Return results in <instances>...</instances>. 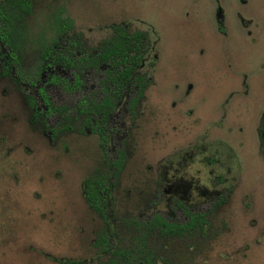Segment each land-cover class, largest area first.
Returning a JSON list of instances; mask_svg holds the SVG:
<instances>
[{"label":"rangeland","instance_id":"374dc122","mask_svg":"<svg viewBox=\"0 0 264 264\" xmlns=\"http://www.w3.org/2000/svg\"><path fill=\"white\" fill-rule=\"evenodd\" d=\"M26 1L10 45L0 40L28 81L17 83L0 59V264H101V219L85 201V182L106 175L118 155L116 223L169 212L164 190L173 187L208 224L201 238H153L157 263L264 264V0ZM59 11L86 54L114 26L155 41L140 70L148 87L102 126L106 141L92 130L98 119L88 126L78 114L81 100H94L100 70L55 65L31 83Z\"/></svg>","mask_w":264,"mask_h":264},{"label":"trees","instance_id":"16d2710c","mask_svg":"<svg viewBox=\"0 0 264 264\" xmlns=\"http://www.w3.org/2000/svg\"><path fill=\"white\" fill-rule=\"evenodd\" d=\"M30 8L29 3L26 0H7L4 6L0 7V20L4 26V30L0 31V40L10 45V37L14 34L13 20L18 16V11L26 12ZM71 19L64 14V11H59L53 17V25L50 27L53 35L50 39L46 40L44 44H41L40 51L36 57V64L30 75L31 83L35 84L36 81L42 79L43 73L47 72L55 65H64L69 68L78 69L81 67L91 68L94 70H100L102 72V78L99 82V90L96 92L90 100L91 103H87L86 100H81L79 104L83 105L84 110H78V114H85V122L90 126L91 121L94 118L104 123L114 107L121 101L124 100L128 90H132L129 86L135 82V85L139 84L138 97L143 94V88L145 76L139 75L143 61L146 55L150 52L152 42L150 34L143 31H129L125 26H114L113 36L107 40L100 48L95 50L84 52V47L80 45V35L73 38L75 41L71 42L69 38V31L72 29ZM2 34V35H1ZM72 39V40H73ZM69 42V46L63 43ZM66 53V54H65ZM0 59L5 64V68L9 69L12 74L15 75V80L20 85H26L27 79L23 78L19 72L17 73L14 69V65L18 64L14 53L0 56ZM13 62V64L11 63ZM141 81L138 83V81ZM29 81V82H30ZM54 83L66 84L65 80H56L51 78ZM137 81V82H136ZM73 88L79 89L81 86V80L79 76L75 77L72 83ZM69 90V89H68ZM131 92V91H130ZM136 98V99H137ZM136 99L130 101V105L135 103ZM56 110V109H54ZM100 123H97L96 127L92 128L93 132L99 135L101 141H105L106 137L103 129L100 128ZM121 155H118L116 163H113V167L120 170ZM96 178L90 182L87 180V190H85L86 201L90 208L94 209L100 216L105 228L106 225L114 220L113 215L108 214L110 208L106 204L104 198L99 196L100 180ZM95 183L98 187H95ZM105 190L102 191L104 195ZM197 216H192V219H198ZM154 221L158 224H165L164 220L160 217L155 216ZM193 221V220H192ZM125 223H132L134 225L141 224V222L133 219L132 221H124ZM190 223H192L190 221ZM167 227L174 229L173 225L166 224ZM187 225H181V228H187ZM103 250L107 251L111 249L110 244L107 240V235L102 238ZM124 250V251H123ZM118 249V258L132 257V253L125 249ZM135 250H133L134 252ZM115 254V253H113ZM133 259L136 256L132 257ZM110 264H134L132 262H114L110 261ZM146 264V263H145ZM151 264V263H147Z\"/></svg>","mask_w":264,"mask_h":264},{"label":"flooded vegetation","instance_id":"af4514ba","mask_svg":"<svg viewBox=\"0 0 264 264\" xmlns=\"http://www.w3.org/2000/svg\"><path fill=\"white\" fill-rule=\"evenodd\" d=\"M220 6L218 7V9L216 10V20L217 23H221L224 19V16L222 15V13L219 14V10H220ZM222 12V11H221ZM154 46H155V41L152 42V46H151V50L150 52L146 55L145 60L143 61V64L141 66V68H143L145 66L146 61L148 60V58L151 55V52H153L154 50ZM2 52L0 50V56H1ZM3 55V54H2ZM5 66V64H4ZM149 66H152V63H150ZM141 70V69H140ZM102 73V72H101ZM138 74L140 75L141 73L138 72ZM142 75V74H141ZM144 76V75H142ZM148 81V80H147ZM146 79L144 81V86L145 88H143V94L144 91L146 90V88L148 87V83ZM137 82V81H136ZM141 82L140 80L138 81V83ZM134 85V86H133ZM25 86V85H22ZM81 87V86H80ZM130 88H133L134 91L132 90H128L126 96L124 97V99L127 100V105H130V101L132 99H136L138 96V92H139V84L135 85V82L131 83V85L129 86ZM80 89V88H79ZM99 90V88H98ZM143 94L138 97L136 100L140 101L143 97ZM122 102V101H121ZM120 102V104H121ZM120 104L118 103L113 111L111 112L110 116L104 120V123L102 124L101 121H98V123H100V128L102 129L103 127L107 129L109 123H111L113 121V119H115L116 117V111L118 110ZM103 126V127H102ZM104 131V129H103ZM106 132V131H104ZM106 141V140H105ZM118 158H116L115 162H112L109 164L108 166V171L106 173V175H103L102 173H98V175L96 176V178H99L98 180H100V190L101 192L99 193V196L104 198L106 201V204L108 205V207L110 208V211L108 214L113 215V202H112V195L114 193V188H115V181L116 178L118 177L123 164H120V170L118 171L116 167H113V163H116ZM95 178V179H96ZM110 178V179H109ZM94 179V180H95ZM85 190H87L88 188V184L87 182H85ZM95 187H98V185L95 183ZM85 190H84V198L86 201V195H85ZM105 190L104 195L102 194V191ZM175 190L173 189V187H169L168 189L164 190V194H170L169 195H165L166 196V202H167V209L170 211H166V212H162L161 214H154L153 216H151L148 220H146L145 222L138 224V225H134L132 223L128 224L125 223L124 220L123 222H117L114 220H111V223L106 225V228L103 224V222L101 221L100 227H101V231H99L97 240L94 244V248L96 249L97 247H99V251L101 256L97 257L98 261L101 260V264H110V261H118V262H132L134 264H147V263H151V264H169L167 261H161L160 263H157V256L154 253L153 249L151 248V240L155 237L157 238H178L181 237L182 233L187 234L188 236L192 237L194 236L192 233H199V237L201 238L205 231L207 230V226L208 224L206 223V221L204 220V217H202L201 215H203V213L200 214H194L191 213V211L188 209H192L188 208L187 206L185 207V205H182V203H180V198L176 197V193H174ZM87 203V201H86ZM88 205V203H87ZM175 206V208H174ZM88 207L90 208V206L88 205ZM195 208V207H193ZM93 212H95L96 214H98L94 209L90 208ZM205 215L207 213H204ZM99 215V214H98ZM204 215V216H205ZM158 216L160 217L162 220H164L165 224H158L154 221V217ZM168 216H172V217H180L184 219V223H182L180 221V219H175V220H171V218ZM192 216H197L199 217L197 220L196 219H192ZM101 219V218H100ZM193 220V221H192ZM190 221L192 223H190ZM173 225L174 229H172L171 227H167V225ZM181 225H187V228H181ZM128 231V232H126ZM132 235V238H127V235ZM104 235H107V240L108 243L111 246V249L105 251L103 250V246H102V238ZM125 249L129 252L132 253V257L136 256V258H132L131 256H128L127 258H118V249ZM133 250H135L133 252ZM124 251V250H123ZM115 253V254H113ZM79 264V263H78Z\"/></svg>","mask_w":264,"mask_h":264}]
</instances>
